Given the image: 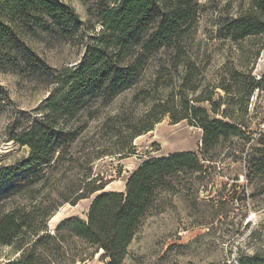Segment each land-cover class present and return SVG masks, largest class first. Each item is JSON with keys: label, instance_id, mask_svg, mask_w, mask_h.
<instances>
[{"label": "trees", "instance_id": "1", "mask_svg": "<svg viewBox=\"0 0 264 264\" xmlns=\"http://www.w3.org/2000/svg\"><path fill=\"white\" fill-rule=\"evenodd\" d=\"M95 11L101 28L84 58L74 68L54 74L24 38L58 33L71 40L83 24L79 13L64 0H0V69H30L52 84L42 118L11 135L19 145L29 147L30 154L12 168H0V200L32 194L33 186L48 182L83 134L86 123L77 124L80 116L93 117L95 103L107 105L133 88L138 91L136 99L151 100L141 115L125 120L130 133L119 152L134 153L133 139L151 131L166 115L173 123L188 120L199 127L200 149L143 160L128 177L125 191H105L107 182L87 173L82 184L74 186L72 197L66 194L69 186L48 205L32 202L3 212L0 245L11 246L18 255L0 264H82L93 249L104 252V264H125L144 220L180 192L188 175L203 178L206 164L215 161V151L228 140L251 139L245 119L249 101L256 89L264 91V75L259 80L251 75L252 64L264 48V0H252L249 9L228 15L217 25V38L241 50L237 63L227 62L210 84L212 90L225 92L218 100L213 91L189 98L190 92L200 88L194 81L198 64L188 55L189 34L201 14L199 0H96ZM89 15L92 19V9ZM172 71L178 74V86L165 97L166 84L173 82ZM167 74L170 77L164 81ZM144 82L149 88L142 87ZM203 101L209 107L197 104ZM257 151L249 155V169L264 174V147ZM93 194L87 219L67 218L54 232L49 230L48 221L59 205H76ZM237 262L264 264V249L240 256Z\"/></svg>", "mask_w": 264, "mask_h": 264}, {"label": "rangeland", "instance_id": "2", "mask_svg": "<svg viewBox=\"0 0 264 264\" xmlns=\"http://www.w3.org/2000/svg\"><path fill=\"white\" fill-rule=\"evenodd\" d=\"M64 1L74 7L83 21L77 36L69 40L58 33H37L24 38L25 44L54 74L79 64L101 28L95 17L96 0ZM251 2L199 0L201 14L189 34L188 55L198 64L194 81L200 88L189 93L190 99L209 91H213L215 100L225 95L220 88L212 90L210 84L217 80L227 62L237 63L241 50L237 51V45L231 41L217 38V25L228 15L249 9ZM172 74L173 82L163 90L165 97L169 89L178 86V74L174 71ZM251 75L257 80L264 75V48L252 64ZM168 77L170 74L163 80ZM142 87L146 89L145 82ZM51 89L46 76L33 74L30 69H0V168H12L29 156L30 148L19 145L11 135L31 128L42 118ZM137 93L133 88L107 105L97 102L92 106L93 117L80 116L77 124L86 123V126L80 139L68 150L71 154H66L67 161L56 168L48 182L33 186L32 194L0 200V215L18 206H30L32 202L48 205L63 194L65 187L72 186L66 193L72 197L74 186L81 185L87 173L107 182L105 191H125L128 177L143 160L178 151H199L202 130L188 120L173 123L166 115L151 131L133 139L134 153L119 152V145L128 140L130 133L125 120L141 115L151 100L144 96L136 99ZM197 104L209 107L206 101ZM248 108L245 119L250 141L228 140L215 151V161L206 164L203 178L194 173L188 175L180 192L164 200L161 211L151 213L144 220L128 248L125 264H238V257L264 249V174L251 172L248 165L249 155L264 147V91H254ZM95 195L76 205L69 202L59 205L48 221L49 230L54 232L67 218L87 219ZM91 253L82 264L107 261L101 250L93 249ZM16 255L11 246L0 245V261Z\"/></svg>", "mask_w": 264, "mask_h": 264}]
</instances>
